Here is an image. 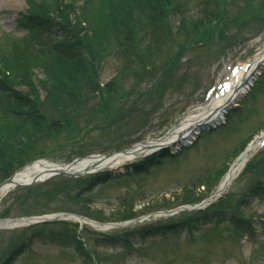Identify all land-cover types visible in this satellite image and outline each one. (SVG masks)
<instances>
[{
    "label": "rangeland",
    "instance_id": "374dc122",
    "mask_svg": "<svg viewBox=\"0 0 264 264\" xmlns=\"http://www.w3.org/2000/svg\"><path fill=\"white\" fill-rule=\"evenodd\" d=\"M188 1L195 12L201 9L199 5L206 4V0ZM215 3L217 10L213 16L218 13L220 26L216 28L211 22V17L198 20L200 24L212 23L214 26L210 31L211 25H205L202 30L206 33L205 41L197 44L198 39H195L196 41L187 43L193 37L191 29L195 19L185 20V31L175 35L179 45L187 43L188 52L181 58L180 70L174 75H170L167 64L170 58L177 62L176 47L172 41L166 40V37L164 40L167 46H156L148 58L141 59H148L146 64L151 63V66L158 68L148 74H144L138 60L135 65H129L124 59H111L113 54L120 50L119 42L113 33L106 38L100 37L97 44L100 48L98 60L104 64L99 78L102 84L116 80L118 84L114 86L113 94H110V90L82 93L79 98L82 106L79 108H67L61 103L49 107L54 119L65 121L68 118L75 123L70 130L60 134L48 131L43 133L40 141L28 148V151L34 148L31 156L66 164L78 151L79 156L88 153L109 155L129 149L143 139L156 138L169 127L177 125L187 110L201 105L207 99L208 92L229 74L232 67L252 62L263 47V44L257 41L264 38V0H232L225 5L216 0ZM209 5L208 3L207 6ZM24 9V0H0V49L5 46V40L21 38L22 33L15 28V19L17 13ZM174 16L168 19L171 23L170 30L178 24V19ZM79 20L88 24L86 20ZM216 33L220 35L221 44L217 48L214 45L209 49L206 36ZM134 39L136 44L141 41L137 47L145 48L148 43L147 37L144 42L142 34H137V31L134 32ZM240 41L245 43L239 47ZM190 56L194 57L189 59ZM160 76V82H166L161 88L155 85L147 93L152 80L158 81ZM257 88L259 90L253 98L247 100L246 96H243L241 99L240 103H245V106L240 110L242 114H239V119L235 122L231 120L233 125L224 128L223 120V123L209 130L210 133L203 134L201 139H194L193 146L185 148V152L177 154L173 159L164 160L147 174L127 175L132 174L127 171L123 175L128 177L121 178L122 176L117 177V173H113V178L108 184L100 186L93 193L78 197L74 193L84 184L81 181L74 183L73 190L66 195L62 193L70 184L61 179H55L44 187L32 186V192L26 195H23L24 190L16 189L1 199L0 218L4 217L5 211V216L10 217L67 211L93 217L101 222H113L129 217V206L132 203L135 211H142L144 216L156 209L166 210L179 204L183 205L194 198L192 193L185 195L186 197L181 196L188 183L197 178L198 183L206 173L215 171L231 160L230 151L243 143L250 134H253L254 138L264 132V81H258L255 89ZM73 110L74 115L70 113ZM258 152L253 163L239 175L238 180L232 182L230 192L214 204V209L223 213L224 220L234 217L240 221L253 222L255 227L259 228L254 236L248 238L242 228L219 222L202 229L183 230L179 235L140 240L134 249L131 248L126 258L119 259L116 263L264 264V229L261 228L264 227V198L243 202L249 189L264 180V146ZM217 180L219 179H214L210 185H214ZM191 203L194 205L193 201ZM118 208L124 211L116 213ZM192 215L193 212H182L169 218H153L140 226L147 227L149 222L163 224L172 220L187 219ZM82 227L90 232H97L87 225ZM53 229L58 230L57 227ZM1 232L0 262L24 239L23 235L27 233L26 239L31 235L29 230L22 229ZM93 233L88 234L86 240L90 253L95 256V263L98 264L97 260L101 264H110L116 257L113 253L115 250L110 247L94 248ZM32 244L34 246L31 247V253L20 256L13 264H81L70 250H62L49 242L34 241Z\"/></svg>",
    "mask_w": 264,
    "mask_h": 264
},
{
    "label": "trees",
    "instance_id": "16d2710c",
    "mask_svg": "<svg viewBox=\"0 0 264 264\" xmlns=\"http://www.w3.org/2000/svg\"><path fill=\"white\" fill-rule=\"evenodd\" d=\"M50 1L52 4L43 3L40 9H36L30 0H27L30 9L20 13L16 22L17 28L24 35L19 39L5 40V46L2 48L5 53L0 56V180L6 179L14 169L32 159L34 148L30 151L28 148L37 142L38 135L45 131L60 130L58 122H54L46 112V105L57 101L74 103L78 84L84 81L83 85L92 86L93 71L86 60V56L92 53V47H86L85 45H89L86 42H94L102 34L113 33L120 41L123 51L118 52L119 54L130 62L134 58H142L141 51L136 48L134 32L142 34L143 39H150V42L155 44L153 47H156V44L161 46L162 44L158 43H164L162 36L168 35L167 32L170 31L168 19L174 16V13L176 15V6L180 2L89 0L88 9H82L81 14V19L86 20L89 25V29H84L70 5L64 4L63 0ZM207 14L208 12L205 15ZM198 28L200 22L192 24L195 34L198 33ZM186 44L178 46L175 51L177 58L184 52ZM146 47V51L152 49L151 44H146ZM175 63L174 58L170 59L168 69L175 68ZM32 68L38 70L43 77L42 81L38 82L40 89L31 81ZM96 183L101 181L93 179L85 184L83 189L88 190ZM69 184L64 192L73 188L74 181L68 182ZM204 185L206 186L207 182ZM260 192L264 194L262 189H259L258 194ZM210 219L205 217L204 220L211 222ZM143 234L149 235L147 231L142 230L109 239L117 242L113 247L119 244L121 248L123 246H120V242L134 240L136 235ZM58 236L60 238L51 237L53 243L71 247L83 264H88L89 256L75 234L66 230ZM104 240L99 246H109L107 239ZM11 259L4 264H9Z\"/></svg>",
    "mask_w": 264,
    "mask_h": 264
},
{
    "label": "bare ground",
    "instance_id": "6f19581e",
    "mask_svg": "<svg viewBox=\"0 0 264 264\" xmlns=\"http://www.w3.org/2000/svg\"><path fill=\"white\" fill-rule=\"evenodd\" d=\"M263 64L264 47L262 48V51L257 55L253 64L248 69H246L245 66L239 67L233 72L232 75L228 77V79L224 83V87H222L223 91L217 98L211 100L205 106L193 110L195 111L194 113L186 115V117L177 126L171 128L168 134H166L161 140H152L146 142L144 145H138L126 155H116L104 160L93 159L90 161H82L73 165L72 167H69V169L66 170H70V172H80L86 167H88V169H92L91 164H93L94 162L95 164L99 165L96 167V169L103 167L114 168L124 163L125 161H130L136 157H141L159 147L171 146L174 143L185 144L190 142L195 136L199 124L213 123L221 119V114L224 107L228 103L227 101L231 100L237 92H240L239 94H241L246 91L250 76L253 75V73H256L259 66ZM255 142L256 146H258V144L260 143L259 139H256ZM255 147H251L250 154L255 150ZM238 167L239 165L232 167L226 177V182L224 181L225 184L235 177L236 173L239 171ZM54 169H58V167L48 164L32 165L31 167L24 169L23 171L15 175L12 184H23L30 181L34 176H47ZM7 191L8 187L0 190V198L3 197Z\"/></svg>",
    "mask_w": 264,
    "mask_h": 264
},
{
    "label": "water",
    "instance_id": "95a60500",
    "mask_svg": "<svg viewBox=\"0 0 264 264\" xmlns=\"http://www.w3.org/2000/svg\"><path fill=\"white\" fill-rule=\"evenodd\" d=\"M10 182V180L6 181L4 184H8Z\"/></svg>",
    "mask_w": 264,
    "mask_h": 264
}]
</instances>
